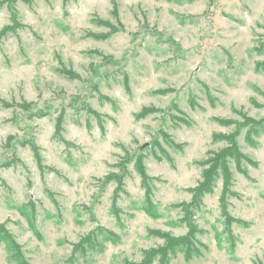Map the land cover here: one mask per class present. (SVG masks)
Masks as SVG:
<instances>
[{"label": "rangeland", "instance_id": "rangeland-1", "mask_svg": "<svg viewBox=\"0 0 264 264\" xmlns=\"http://www.w3.org/2000/svg\"><path fill=\"white\" fill-rule=\"evenodd\" d=\"M5 1L0 264H264V0Z\"/></svg>", "mask_w": 264, "mask_h": 264}, {"label": "trees", "instance_id": "trees-1", "mask_svg": "<svg viewBox=\"0 0 264 264\" xmlns=\"http://www.w3.org/2000/svg\"><path fill=\"white\" fill-rule=\"evenodd\" d=\"M17 1H19V0H6L5 3L7 2V3L9 4V6H10V5L14 4V3H17ZM21 1L26 2V3H30V2H32L33 0H21ZM13 14L16 15L15 11H14ZM12 17H13V16H12ZM227 154H228V153H227ZM222 157H223V156H220L219 158L222 159ZM219 158H218V159H219ZM210 174H211V172H208L207 175H206V181L208 182V184L210 183V178H211V177H210Z\"/></svg>", "mask_w": 264, "mask_h": 264}]
</instances>
